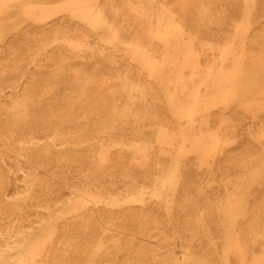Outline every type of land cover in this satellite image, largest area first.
Wrapping results in <instances>:
<instances>
[{
    "label": "bare ground",
    "instance_id": "obj_1",
    "mask_svg": "<svg viewBox=\"0 0 264 264\" xmlns=\"http://www.w3.org/2000/svg\"><path fill=\"white\" fill-rule=\"evenodd\" d=\"M239 104L264 106V0H0V264H264V142L234 134ZM195 169L233 177L221 256Z\"/></svg>",
    "mask_w": 264,
    "mask_h": 264
},
{
    "label": "rangeland",
    "instance_id": "obj_2",
    "mask_svg": "<svg viewBox=\"0 0 264 264\" xmlns=\"http://www.w3.org/2000/svg\"><path fill=\"white\" fill-rule=\"evenodd\" d=\"M130 1H132L133 4L138 5V0H130ZM161 22L163 26L166 28L170 27L171 25L170 20H168L167 18H162ZM209 32L210 35L214 37L219 35L215 25L210 28ZM230 44L231 43L229 40L225 41L222 38L218 39V47H217L218 55L216 56V58H214L216 61H218L222 55H225L227 53ZM103 66H107V65H103ZM124 67H125V61L120 58L117 69L123 71ZM133 82L135 86L138 87L140 84L139 77L138 76L134 77ZM238 110L240 113L247 116V120L245 124H241L235 127L234 134L241 140H243L244 138H251L256 144L260 145L262 142H264V136H263L264 130L262 129V127L264 126V106L254 105L247 108L243 104H239ZM220 136L223 137L224 135L220 134ZM143 140L144 142L147 143L153 142V133L152 132L145 133ZM0 167L1 169H3L1 161H0ZM194 172L199 175H202L200 178H202L203 180L204 187L207 182L212 180L218 183V185H214L210 187L208 192L209 200L206 201V203L204 204L195 205L196 207L194 208V211L196 214H202L206 211H210V217L206 223L200 222L201 219L199 217H197L195 221L200 226L203 225L206 226V224L210 225V229L213 233L212 237L214 238L213 243H214L215 252L221 256L226 248V243H227L226 235L228 233L230 226V222L227 216L222 212L224 210L225 193L222 190L221 184H223L225 181L232 179L233 177L231 175L230 176L224 175L223 173L218 172L217 170H214L212 174H210L211 171L198 170V169H195ZM39 174L40 177L43 176L42 172H39ZM159 191H160V185L159 183H156L154 191H152L151 189L150 190L140 189L134 186L131 188L130 193L134 194L136 199L141 198L144 200H148L154 194L159 193ZM180 191L181 189L179 188V192L177 193V199L181 195ZM247 194H248L247 196L248 210H251V208L254 206V203L257 200L264 198V186L261 184L259 179L256 180V183L253 186L248 188ZM136 199L131 202L132 207H134L135 209L138 207V203ZM217 202L220 203V206H222L221 209H218L216 207ZM185 214L186 212L183 214V216H185ZM173 219L174 221L172 222V225H170V228L174 231L183 232L186 221L185 218L182 217L181 219L180 217H178ZM148 233L150 236H152L155 235L156 232L154 230H149ZM126 239L127 236H125L124 234L121 235L120 237L121 243L125 242ZM130 243L132 247H136L140 245L150 246L153 244L152 241L149 239L141 240L137 237H132ZM177 255L180 259L185 258L184 254L181 252L180 249H177ZM121 260H122V256L119 254L114 264H120Z\"/></svg>",
    "mask_w": 264,
    "mask_h": 264
}]
</instances>
